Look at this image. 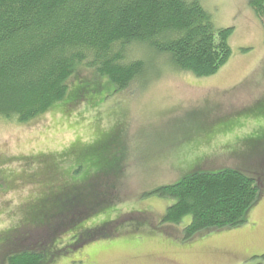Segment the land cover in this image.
I'll list each match as a JSON object with an SVG mask.
<instances>
[{"label":"rangeland","instance_id":"rangeland-1","mask_svg":"<svg viewBox=\"0 0 264 264\" xmlns=\"http://www.w3.org/2000/svg\"><path fill=\"white\" fill-rule=\"evenodd\" d=\"M199 1L218 28L235 29L233 55L216 75L199 78L161 60L150 69L158 78L118 91L82 68L87 75L73 78L66 98L45 116L24 125L0 118V238L15 237L49 184L70 182L65 169L83 166L80 178L103 170L116 188L115 200L87 228L135 213L148 221L129 220L116 238L69 248L54 264H246L264 255V192L246 223L189 242L192 218L162 225L175 200L153 194L194 171L229 167L264 183V22L250 0ZM78 153L97 155L94 165L85 168ZM7 243L0 242V264Z\"/></svg>","mask_w":264,"mask_h":264},{"label":"trees","instance_id":"trees-1","mask_svg":"<svg viewBox=\"0 0 264 264\" xmlns=\"http://www.w3.org/2000/svg\"><path fill=\"white\" fill-rule=\"evenodd\" d=\"M249 3L264 22V0ZM234 32L218 28L199 0H0V118L24 125L45 116L66 98L73 78L87 75L82 68L107 78L118 91L158 78L160 74L150 77V69L161 60L199 78L214 76L233 55ZM76 156L87 169L97 159ZM79 167L72 174L60 168L70 182L49 184V191L32 200L15 237L0 238L8 242L6 264H52L69 248L79 251L116 238L129 220L148 221L147 214L135 213L87 228L115 200L116 188L103 170L82 179ZM263 192L264 183L229 167L194 171L153 194L175 200L162 225L192 218L185 228L189 242L246 223ZM60 238L67 242L60 245ZM256 258L246 264H264V255Z\"/></svg>","mask_w":264,"mask_h":264},{"label":"flooded vegetation","instance_id":"flooded-vegetation-1","mask_svg":"<svg viewBox=\"0 0 264 264\" xmlns=\"http://www.w3.org/2000/svg\"><path fill=\"white\" fill-rule=\"evenodd\" d=\"M61 241H62V242H59L60 245H63V244H61V243H63V242H67L66 240L64 241V239H61ZM59 243H58V244H59ZM60 245H58V246H60ZM60 257H61V256H59V258H60ZM87 257L90 258V259L92 260L91 257H89V256H87ZM87 257H86V258H87ZM88 260H89V259H88ZM89 262H90V260H89ZM54 263H55V262H54ZM54 263H52V264H54Z\"/></svg>","mask_w":264,"mask_h":264}]
</instances>
